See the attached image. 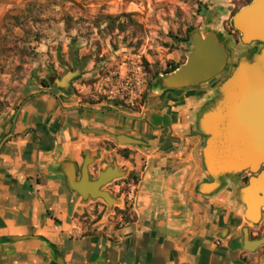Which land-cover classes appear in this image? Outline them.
Listing matches in <instances>:
<instances>
[{"label":"crops","instance_id":"crops-1","mask_svg":"<svg viewBox=\"0 0 264 264\" xmlns=\"http://www.w3.org/2000/svg\"><path fill=\"white\" fill-rule=\"evenodd\" d=\"M25 1L0 0V28ZM211 89L156 90L134 111L27 82L21 104L0 125V264H264V240L247 247L264 239V208L259 223L246 218L236 193L246 182L230 178L215 193L198 191L209 174L197 116ZM120 133L142 138L143 146L119 143ZM87 158L91 180L114 163L125 171L126 181L109 182L117 194L101 189L120 208L134 203L129 219L107 226L83 220L107 203L70 185Z\"/></svg>","mask_w":264,"mask_h":264},{"label":"rangeland","instance_id":"rangeland-1","mask_svg":"<svg viewBox=\"0 0 264 264\" xmlns=\"http://www.w3.org/2000/svg\"><path fill=\"white\" fill-rule=\"evenodd\" d=\"M27 1L9 11L20 14L22 23L0 28L4 36L0 58V125L21 104L27 82L36 79L41 82L48 77L60 79L69 69L76 71L69 87L81 101L113 102L125 109L141 111L149 94L160 90L156 80L166 74L168 63L183 65L187 61L193 49L191 36L187 42L181 39L191 26L202 32L217 28L227 37L232 63L243 50L234 45L242 42L241 33L233 25V15L246 0H56L55 3L38 0L35 7L40 11L26 16L22 10ZM66 16L69 23L64 19ZM37 32L40 40L35 38ZM228 72L229 69L206 83L212 88ZM249 175L245 172L242 180ZM126 180L121 175L112 182L121 184ZM109 184L105 186L117 194ZM102 204L105 205L102 210L95 207L93 215H86L83 220L116 225L120 218L129 215L134 203H126V208H120L116 202L111 206Z\"/></svg>","mask_w":264,"mask_h":264},{"label":"water","instance_id":"water-1","mask_svg":"<svg viewBox=\"0 0 264 264\" xmlns=\"http://www.w3.org/2000/svg\"><path fill=\"white\" fill-rule=\"evenodd\" d=\"M233 25L241 33L242 42L234 45L243 49L233 63L227 37L217 28L195 30L191 34L193 49L187 61L177 70L159 77L155 85L159 89L198 86L229 69L226 77L212 87L198 112V129L206 137L202 163L209 174L198 185V191L215 193L230 178L243 182V174L249 172L248 182L238 184L236 193L246 206V218L257 224L264 208V0H252L242 6L233 15ZM75 74L76 71H69L52 81L60 88H68ZM115 138L122 144H144L142 138L125 133L116 134ZM88 165L87 158L81 179L72 176L71 187L84 198L101 196L111 206L115 198L101 187L125 171L114 163L91 180Z\"/></svg>","mask_w":264,"mask_h":264},{"label":"trees","instance_id":"trees-1","mask_svg":"<svg viewBox=\"0 0 264 264\" xmlns=\"http://www.w3.org/2000/svg\"><path fill=\"white\" fill-rule=\"evenodd\" d=\"M50 1H51L52 3H55V2H56V0H50ZM251 1H252V0H246V3H245V4H247V3L251 2ZM37 2H38V0H28L27 3H26V5L24 6L22 12H23V11L26 12V16L33 14L34 11L36 10V7H35V6H36ZM245 4H244V5H245ZM238 10H239V8H238L236 11H238ZM9 11H10V10H9ZM9 11L4 15V18H3V24H2V27H4V28H9L11 25H14V24H21V23H22L21 15H20V14L11 13V12H9ZM38 11H40V10L37 9L35 13H38ZM32 17H34V15H32ZM67 17H68V16L64 17V19H66V22L69 23V21H68L69 18H67ZM36 18H38V17H36ZM12 20H14V21H12ZM119 24H120V22H119ZM120 26H121L122 30L125 29L124 24H122V25H120ZM193 30H195V27H194V26L189 27V28H188L187 36H186L185 38L181 39V40H183V41H185V42L190 41L191 32H192ZM40 37H41V36H40L39 32H37V33L35 34V38H36V40H40ZM3 38H4V36L0 34V58H1V55H2V53H3V49H4L3 46L1 45V41L3 40ZM73 40L75 41V39H73ZM71 55H72V59H73L74 61H76V59H75L76 55L74 54V52H72ZM59 56H60L61 61H62L63 59H62L61 52H59ZM62 62L64 63V61H62ZM64 64H65V63H64ZM181 64H182V63H180V62L170 61V62L168 63V66L166 67L164 73H170V72H173V71L177 70V69L181 66ZM158 73H159V72H158ZM158 73H157V74H158ZM41 83H42L43 85H45V86H50L51 84H54L53 81H52V78H51V77L43 78V79L41 80ZM150 84H151V83H150ZM152 86H153V84L151 85V87H152ZM120 153H121L124 157L128 158V157H130L131 150H129V149H127V148H124V149H121V150H120ZM129 177L134 178L135 181L137 180V177H136V175H135L134 172H130ZM244 182H248V177H245ZM129 217H130V216L127 215V217H126L125 219H129Z\"/></svg>","mask_w":264,"mask_h":264},{"label":"bare ground","instance_id":"bare-ground-1","mask_svg":"<svg viewBox=\"0 0 264 264\" xmlns=\"http://www.w3.org/2000/svg\"><path fill=\"white\" fill-rule=\"evenodd\" d=\"M128 135H130V134H128ZM249 243H251V244H249ZM247 244H249V246L247 245V247H249L250 249H252V248H254L257 244H258V241H252V242H248ZM255 245V246H254ZM254 246V247H253Z\"/></svg>","mask_w":264,"mask_h":264},{"label":"flooded vegetation","instance_id":"flooded-vegetation-1","mask_svg":"<svg viewBox=\"0 0 264 264\" xmlns=\"http://www.w3.org/2000/svg\"><path fill=\"white\" fill-rule=\"evenodd\" d=\"M69 71H71V70L69 69V70L67 71V73H68ZM67 73H66V74H67ZM249 244H251V243H249ZM249 244H247V245L249 246ZM254 246H255V245H254ZM254 246H253V247H254ZM249 247H250V246H249Z\"/></svg>","mask_w":264,"mask_h":264}]
</instances>
